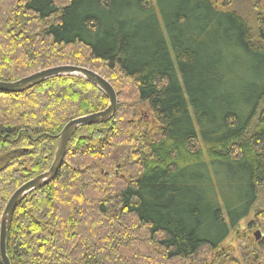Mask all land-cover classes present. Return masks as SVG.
Instances as JSON below:
<instances>
[{"label":"trees","instance_id":"obj_1","mask_svg":"<svg viewBox=\"0 0 264 264\" xmlns=\"http://www.w3.org/2000/svg\"><path fill=\"white\" fill-rule=\"evenodd\" d=\"M261 5L0 0V81L75 65L118 97L115 117L79 128L57 177L17 208L11 264H264V236L240 255L225 247L264 220ZM108 104L76 77L0 93V219L51 166L64 126Z\"/></svg>","mask_w":264,"mask_h":264},{"label":"water","instance_id":"obj_2","mask_svg":"<svg viewBox=\"0 0 264 264\" xmlns=\"http://www.w3.org/2000/svg\"><path fill=\"white\" fill-rule=\"evenodd\" d=\"M61 77H76L91 83L107 97L108 107L100 112L82 116L68 122L57 136L58 143L51 166L45 172L20 186L8 200L0 219V258L2 264H11L7 254V236L12 220L20 204L35 190L49 185L58 175L67 147L77 130L82 127L101 125L112 120L118 108V97L113 86L101 75L89 68L78 66H58L44 69L14 82L0 81V93L18 94L40 85L48 80ZM259 239L261 234L256 233Z\"/></svg>","mask_w":264,"mask_h":264},{"label":"rangeland","instance_id":"obj_3","mask_svg":"<svg viewBox=\"0 0 264 264\" xmlns=\"http://www.w3.org/2000/svg\"><path fill=\"white\" fill-rule=\"evenodd\" d=\"M61 1V0H60ZM261 2V6L259 7V9H262L261 11L264 10V0H258ZM238 7H241V5H237ZM245 8V7H244ZM60 66H67V65H60ZM70 66H75V65H70ZM55 67H58V66H55ZM78 67H81V66H78ZM54 68V67H52ZM50 69V68H49ZM93 71V70H92ZM110 83V82H109ZM111 84V83H110ZM112 85V84H111ZM114 88V87H113ZM30 90V89H29ZM115 90V89H114ZM28 91V90H27ZM116 92V91H115ZM117 94V93H116ZM118 109V108H117ZM146 117H148L150 119V121L152 120L151 116L146 113L145 114ZM70 122V121H69ZM48 170V169H47ZM21 205V204H20ZM260 207H264V203H262V205H259ZM252 217H255L254 216H251L247 219L246 222H243L241 224V226L238 228V233L236 234V231L230 236V238L226 241V245L225 247L226 248H234L235 250H237L238 254L240 255L241 254V250H239L238 246L239 245H242V249L244 248V251L249 248V247H252V246H256L259 242H256L255 239H254V236L257 232H260L263 236H264V220L261 221L263 223H261L260 221H256V220H253ZM250 223L252 224L253 226V229L254 230H251V232H249L248 228L246 227V224ZM247 229V231H246ZM240 232V233H239ZM239 234L241 236V243L238 242V238H239ZM264 238V237H263ZM262 237L259 238V240H262L263 239ZM244 243V244H243ZM239 244V245H238ZM244 246V247H243ZM248 247V248H247ZM247 248V249H245ZM251 249V248H250ZM239 255H237V258H239ZM201 258H204V256H202ZM240 259V258H239Z\"/></svg>","mask_w":264,"mask_h":264}]
</instances>
